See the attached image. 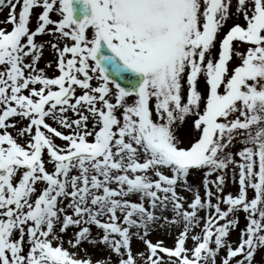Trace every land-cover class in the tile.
<instances>
[{
	"label": "snow or ice",
	"instance_id": "snow-or-ice-1",
	"mask_svg": "<svg viewBox=\"0 0 264 264\" xmlns=\"http://www.w3.org/2000/svg\"><path fill=\"white\" fill-rule=\"evenodd\" d=\"M0 8L11 25L0 27V264H264V0ZM231 17L244 23L218 39ZM46 44L54 77L51 61L37 67ZM195 172L203 199L188 182ZM229 179L236 195L224 192ZM166 226L177 229L171 248L146 239ZM134 237L147 255H133ZM65 243L108 254L93 262Z\"/></svg>",
	"mask_w": 264,
	"mask_h": 264
},
{
	"label": "rangeland",
	"instance_id": "rangeland-1",
	"mask_svg": "<svg viewBox=\"0 0 264 264\" xmlns=\"http://www.w3.org/2000/svg\"><path fill=\"white\" fill-rule=\"evenodd\" d=\"M234 4H235V0H233V5ZM233 10H234V7H233ZM40 12H41V8H39V7H36V8L33 9L32 14H31V21H30V24H29L30 29H34L36 27V16ZM7 14H8V8H0V27L6 28V29H10L11 25L4 23V21H5L6 17H7ZM51 18L52 19H57L58 17L56 16V14L53 13V14H51ZM235 23L243 24L244 21H243L242 17H239V18L231 17V18H229L227 23L224 25V28L222 29L221 33L219 34L218 39L220 37H222L226 33V31ZM35 39L39 43V42H42V41H48V40L51 39V37L47 36V35H40V36H37ZM234 46H235V42H234ZM247 47H248L247 44L244 45L243 43H241L240 46H239V50L241 52H243V51L246 50ZM46 61H51L52 62V67L45 68V74L47 76H49V77H54L55 75H58V72H57V70L55 68V56L53 54V51L50 49V47L47 44L45 45V48L43 50V55H42L40 61L38 62L37 67L38 68H44V65H45ZM239 63H240V61L237 58L234 57L233 60L230 62V65H229L230 69L234 68ZM93 84H95V81H93ZM198 84H199V82H198ZM77 94H79V91H78ZM69 115H71V113H69ZM12 119H20V118H12ZM47 122L52 124V126L57 127L58 130L65 131L63 129H60L54 122H52L50 120H48ZM20 124H25L26 125L27 121L21 119L20 120ZM20 124H17V127H20ZM8 131L11 132L13 134V136H16L15 129L10 128V129H8ZM182 135H183V133H182ZM25 139L26 138H23V139H19L18 138V142L23 145L25 143ZM55 142L58 143V144L63 143L58 138L56 139ZM188 142H189V138L187 136H184V144L187 145ZM240 147H242V146L239 143H236L234 146L231 147V150L233 152H235ZM46 159L47 158L45 156V160ZM45 166H46V168L49 171L52 170V165L51 164L46 163ZM213 178H214V176L213 177H209V179H213ZM202 180H203V175H202L201 172H195V173H193L192 175H190L188 177V182L190 184L195 185V186L198 187L200 195H201V197L203 199L204 198V189H203V186H202ZM237 191H238V185L232 183L230 179L227 180L224 192L225 193H231L232 195H236ZM177 192H178L179 195L183 196L186 201L190 202L193 199V195H192L191 192L183 191L179 187L177 188ZM249 195L251 196L252 193L250 192ZM213 202H215V201L213 200ZM221 207L223 208L225 206L222 204ZM200 215L203 216L204 213L200 212ZM240 227H244L243 213L240 214ZM75 231H76L75 228L70 227L67 230V234L65 235V240H67L69 238V236H71ZM97 231L98 230L95 229L94 227L92 228V232H93V236L94 237L96 236ZM197 231H199V229H197ZM176 232H177V229H176L175 226H172L170 228L167 227V226L164 227V228H156L155 230H153L152 232L149 233V235L146 237V239L152 241L153 243H156L157 241H163L164 246L171 248L173 246L174 239L176 237ZM227 239L232 241L233 242L232 246L235 247L236 246V242L239 239L238 231H232L230 233V236ZM188 244H189V247L192 246L191 240L188 241ZM64 247L66 249H68L69 252H77L78 258H88L90 256V258H91V260L93 262H95L96 260L100 259L101 257L107 256V254H108L107 251L104 249V247L102 245H100V244L93 245V244H90V243H84L83 246H82V249L81 248L74 249V248L70 247L67 243H65ZM131 248H132L133 255H136L139 252H144L145 255H147L145 245L143 244V242L141 240H139V239H137L135 237L132 240ZM161 255H163V254H161ZM114 259H115V257L113 256V260ZM261 259H262V254L260 252H258L257 255H256V260L260 261Z\"/></svg>",
	"mask_w": 264,
	"mask_h": 264
}]
</instances>
